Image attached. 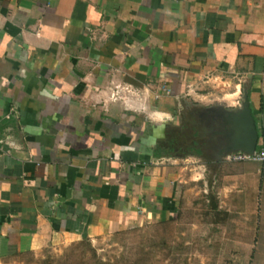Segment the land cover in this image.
Here are the masks:
<instances>
[{"label":"crops","instance_id":"0c3cea01","mask_svg":"<svg viewBox=\"0 0 264 264\" xmlns=\"http://www.w3.org/2000/svg\"><path fill=\"white\" fill-rule=\"evenodd\" d=\"M246 103L258 144L264 0H0V260L175 218L194 158L222 154L264 217V163L225 159ZM186 106L215 120L205 161L154 154Z\"/></svg>","mask_w":264,"mask_h":264},{"label":"rangeland","instance_id":"374dc122","mask_svg":"<svg viewBox=\"0 0 264 264\" xmlns=\"http://www.w3.org/2000/svg\"><path fill=\"white\" fill-rule=\"evenodd\" d=\"M224 80L211 77L209 87L224 88L223 103L234 101L239 95L234 86L238 79H230L232 83ZM195 91L197 99L206 93ZM188 108L181 124L168 130L160 152L178 160L202 154L205 161L210 157L206 150L215 141L206 136L213 132L202 131L201 125L215 120L207 115L195 117ZM224 121L231 122L227 117ZM221 155L208 158L204 166H199V159L190 160L197 167H191L193 180L186 183L175 218L134 222L95 239L47 234L38 248L1 259L0 264H264V217L257 216L259 206L242 192V185L226 178L231 164Z\"/></svg>","mask_w":264,"mask_h":264},{"label":"water","instance_id":"95a60500","mask_svg":"<svg viewBox=\"0 0 264 264\" xmlns=\"http://www.w3.org/2000/svg\"><path fill=\"white\" fill-rule=\"evenodd\" d=\"M231 121L244 132L234 137L233 149L253 151L256 148L258 132L253 116L247 103L236 113L232 114Z\"/></svg>","mask_w":264,"mask_h":264},{"label":"built area","instance_id":"2783aa9c","mask_svg":"<svg viewBox=\"0 0 264 264\" xmlns=\"http://www.w3.org/2000/svg\"><path fill=\"white\" fill-rule=\"evenodd\" d=\"M164 93H169L168 89L162 88ZM225 159L230 162H259L264 163V139L260 140L256 144V148L253 151H245L241 149H235L225 155Z\"/></svg>","mask_w":264,"mask_h":264},{"label":"trees","instance_id":"16d2710c","mask_svg":"<svg viewBox=\"0 0 264 264\" xmlns=\"http://www.w3.org/2000/svg\"><path fill=\"white\" fill-rule=\"evenodd\" d=\"M195 153H199V151H195ZM154 154L163 156L162 152H160V148L157 147Z\"/></svg>","mask_w":264,"mask_h":264}]
</instances>
